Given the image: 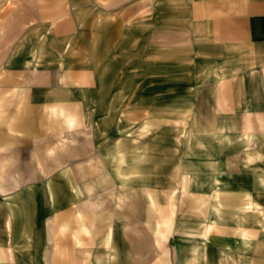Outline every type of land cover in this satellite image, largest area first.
Returning <instances> with one entry per match:
<instances>
[{
	"label": "crops",
	"instance_id": "crops-1",
	"mask_svg": "<svg viewBox=\"0 0 264 264\" xmlns=\"http://www.w3.org/2000/svg\"><path fill=\"white\" fill-rule=\"evenodd\" d=\"M194 1L214 33L209 51L219 57V75L249 86L257 103L237 104L236 128L264 136V0ZM31 12L30 1L22 12L11 11L9 25L0 21V30L12 29L1 38L10 47L0 79V264L237 263L229 255V247L238 246L236 216L228 224V216L198 208L197 199L206 197L196 195L195 183L132 180L128 147L116 143L101 153L96 134L84 145L77 134L87 124L77 77L83 69L74 67L73 53L67 82L60 84L63 46L74 49L81 40H57L73 21L67 11L53 25ZM47 27L55 40L31 34ZM184 188L187 199L172 191ZM254 206L250 199L244 209ZM212 219L213 229L196 231L197 221ZM206 233V242L195 236ZM243 243L251 249L246 237Z\"/></svg>",
	"mask_w": 264,
	"mask_h": 264
},
{
	"label": "rangeland",
	"instance_id": "rangeland-1",
	"mask_svg": "<svg viewBox=\"0 0 264 264\" xmlns=\"http://www.w3.org/2000/svg\"><path fill=\"white\" fill-rule=\"evenodd\" d=\"M30 1L32 19L39 23L53 25L67 11L73 21L57 40H81L77 48L63 46L60 84L67 82V56L73 53L74 67L83 69L77 77L85 89L87 124L77 134H83L84 145L96 134L101 153L116 143L128 147L132 180L195 183L196 195L206 197L197 199L198 208L228 216V224L234 216L238 220V246L229 247L235 264H264V136L236 128L241 110L236 106L251 105L250 87L219 75V57L209 51L216 46L210 40L214 33L198 14L202 5L194 0H0V21L9 25L11 11L22 12ZM52 30L37 28L31 34L55 40L48 36ZM6 32L12 29L0 30V79L10 47V40H1ZM242 184L259 188H235ZM172 191L187 199L189 189ZM250 199L255 206L247 211ZM213 220L197 221L196 231L213 229ZM195 236L209 240L208 234Z\"/></svg>",
	"mask_w": 264,
	"mask_h": 264
}]
</instances>
